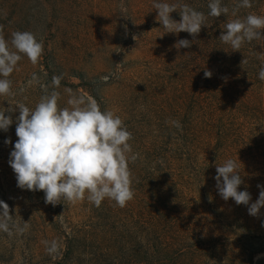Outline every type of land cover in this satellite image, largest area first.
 <instances>
[{"label": "rangeland", "instance_id": "rangeland-1", "mask_svg": "<svg viewBox=\"0 0 264 264\" xmlns=\"http://www.w3.org/2000/svg\"><path fill=\"white\" fill-rule=\"evenodd\" d=\"M149 1L152 3V0H0V34L10 43L13 32H31L44 47L37 64L33 65L26 56L18 62L8 77L13 95L0 96V111L17 103L34 108L46 94L45 89L53 90L52 77L62 76L60 87L55 89L61 94L60 107L68 106V89L85 98H91L87 91H92L99 97L100 107L113 111L124 121L136 140L130 142L131 147L159 142L157 157L165 159L161 150L171 151V84H162L161 76L169 81L167 65L171 57L154 50L170 34L166 37L157 20L149 23L143 18L150 9ZM155 2L171 5V0ZM153 75L159 83L151 81ZM244 111L248 113L239 114L233 125L211 122L206 132L203 126V137L197 142L199 150L194 155L198 171L194 172L187 203V213L191 220L195 219L188 231L191 243L195 237L209 233L229 237L226 229L238 227L247 228L251 239L259 236L264 241V207L257 217L249 215L248 206L237 205L231 198L227 201L221 198L214 179L216 165L232 159L243 180L238 190L251 194L250 203L259 197L257 185H264V107L250 105ZM11 115L14 123L9 130H0V200L9 205L12 215L11 234L0 231V264H83L85 258L78 257L86 255L87 244L76 245L75 254L67 258L59 226L63 233L77 227L82 236L101 240L111 235L108 230L113 227L120 233L129 215L139 216L145 222L152 220L149 216L152 209L136 198L123 208L109 199L97 207L86 197L76 203L53 206L45 203L43 191L17 187L8 161L18 139L15 118L19 111ZM8 138L11 144L4 143ZM147 165L143 164L142 174L148 172ZM158 165L152 164L156 174L165 168ZM168 165L171 168V161ZM149 185L141 183L148 191ZM111 213H116L118 220L113 221ZM156 216L152 211L153 219ZM202 245L209 243L205 241ZM208 255L210 264L232 261L228 259V262L224 254L215 258L212 251ZM217 259L222 260L216 262ZM259 260H264V254H258L254 262Z\"/></svg>", "mask_w": 264, "mask_h": 264}, {"label": "trees", "instance_id": "trees-1", "mask_svg": "<svg viewBox=\"0 0 264 264\" xmlns=\"http://www.w3.org/2000/svg\"><path fill=\"white\" fill-rule=\"evenodd\" d=\"M251 2V8H240L237 15L233 16L232 10L239 0H221L222 5L229 8V13L216 18L208 15L210 0H171V5H177L178 11L179 6L188 5L204 13L207 26L202 27L195 38L183 31L178 34L165 33V28L159 26L166 37L170 36L165 37L166 40L159 43L154 52L166 53L171 57L167 65L169 81L161 77L162 84H171V121H179L181 128L171 123V151L164 153L167 150H161L165 159L157 157L160 154L159 142H146L139 147H132L134 150L130 155H137V159L129 161L134 198L146 203L157 216L153 219L151 211L149 216L152 220L145 222L139 216L134 218L129 215L126 219L129 221L120 233L113 227L108 230L111 235L101 240L82 236L77 227L70 229L69 233H63L59 226L65 239L63 253L67 258H72L78 244H87L86 255L78 257L85 258L83 264H206L207 261L210 264L208 253L211 251L215 253V258L224 254L228 262V259H232L229 264H264V260L254 262L258 254H264V241L259 236L251 239L248 229L244 227L226 229L229 237H217L209 233L195 237L192 243L188 241V231L195 219H190L187 203L193 188L191 182L194 172L198 171L194 155L199 150L197 142L203 137V126L206 132V126L211 122L233 125L239 114L248 113L244 110L250 105H257L261 109L264 107V80L258 78L264 66V37L245 41L239 51H233L230 44L219 38L230 20L243 19L250 13L264 15V0ZM152 3H156L155 0ZM152 3L149 1L150 9L143 17L149 23L157 20L154 16L158 15ZM178 11L171 13L176 21L181 19ZM180 39H188L193 43L189 48L177 49L175 44ZM206 70L212 72L211 78H205ZM151 79L159 83L154 75ZM87 92L100 102L92 91ZM101 109L105 110L104 107ZM132 139L129 143L136 142ZM161 143L165 145V142ZM152 159L155 160L150 163ZM170 161L171 168L168 167ZM143 164H148V172L142 174ZM152 164L165 168L156 174ZM169 173L171 176L168 177ZM141 183L150 184L149 191ZM111 214L113 221L118 220L115 219L116 213ZM199 218L196 217L197 220ZM135 231L138 234L135 235ZM205 241L209 245L203 246ZM219 260L222 259L215 261Z\"/></svg>", "mask_w": 264, "mask_h": 264}, {"label": "clouds", "instance_id": "clouds-1", "mask_svg": "<svg viewBox=\"0 0 264 264\" xmlns=\"http://www.w3.org/2000/svg\"><path fill=\"white\" fill-rule=\"evenodd\" d=\"M251 7V0H239L232 15L236 16L240 8ZM153 8L158 12L156 19L165 28V33L183 31L195 38L202 27L207 26L205 14L188 5L179 6L178 11L177 5L157 2ZM208 8V15L216 18L229 13L221 0H210ZM174 11L179 12V21L171 17ZM261 37H264V15L250 13L243 19L226 23L219 38L230 44L233 51H239L245 41ZM192 43L180 39L175 47L189 48ZM43 51V43L31 32H13L10 43L0 34V77H3L0 78V96L13 95L12 81L8 77L16 70L18 62L26 56L35 65ZM204 76L211 78L212 72L206 70ZM258 78L264 80V66ZM36 79L33 74L32 80ZM61 79L62 76L52 77L53 90L45 89L46 94L34 108L17 103L0 111V130L4 132L14 123L11 113L19 111L15 118L18 139L8 161L15 173L17 187L43 191L45 203L53 206L62 202L76 203L86 197L97 207L109 199L123 208L135 195L129 168V161L137 159V155H130L132 134L118 115L111 110H102L94 98L77 96L68 89V106L60 107L61 94L55 89L60 87ZM6 112L10 114L5 115ZM171 123L181 128L179 121L172 120ZM4 143L11 144L12 141L8 138ZM216 172L214 179L221 198L225 201L231 198L237 205L248 206L249 215L257 217L264 207V185H257L259 197L250 203L251 194L247 190H238L243 180L234 160L216 165ZM0 209V231L11 234L9 205L0 200Z\"/></svg>", "mask_w": 264, "mask_h": 264}]
</instances>
